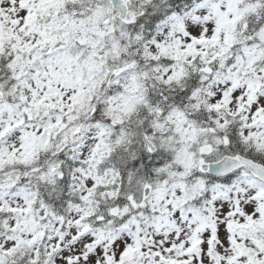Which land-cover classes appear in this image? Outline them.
<instances>
[{
	"label": "snow or ice",
	"instance_id": "obj_1",
	"mask_svg": "<svg viewBox=\"0 0 264 264\" xmlns=\"http://www.w3.org/2000/svg\"><path fill=\"white\" fill-rule=\"evenodd\" d=\"M0 264H264V0H0Z\"/></svg>",
	"mask_w": 264,
	"mask_h": 264
}]
</instances>
